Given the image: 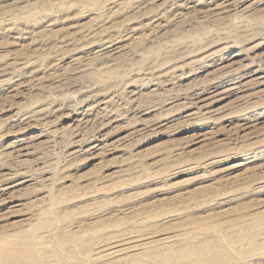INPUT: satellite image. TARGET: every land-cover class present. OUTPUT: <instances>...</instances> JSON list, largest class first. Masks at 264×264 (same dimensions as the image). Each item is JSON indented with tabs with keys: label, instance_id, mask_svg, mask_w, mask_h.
Wrapping results in <instances>:
<instances>
[{
	"label": "rangeland",
	"instance_id": "374dc122",
	"mask_svg": "<svg viewBox=\"0 0 264 264\" xmlns=\"http://www.w3.org/2000/svg\"><path fill=\"white\" fill-rule=\"evenodd\" d=\"M224 1L0 0V176L20 169L37 177L20 209L0 212V239L8 248L18 236H32L33 251L45 260L24 264H96L120 248L124 253L110 258L123 263L111 264H133L129 255L142 238L165 234L176 235L177 249L210 244L218 264H264V92L257 94L264 87L218 103L215 124L212 116L188 123L182 114L157 123L181 113L195 89L259 68L264 0H231L229 8ZM110 41L117 43V52L105 54L111 60L102 54ZM230 57L245 66L221 76ZM100 101L107 105L97 112L112 114L115 127L102 128L99 119L75 131L67 115ZM19 114L20 124L8 125ZM143 118L160 120L135 133ZM99 128L114 143L124 140L95 157L70 154L76 135L90 139ZM19 130L26 141L38 136L31 156L5 155ZM198 131L207 139L197 144ZM114 239L122 246H107Z\"/></svg>",
	"mask_w": 264,
	"mask_h": 264
},
{
	"label": "bare ground",
	"instance_id": "6f19581e",
	"mask_svg": "<svg viewBox=\"0 0 264 264\" xmlns=\"http://www.w3.org/2000/svg\"><path fill=\"white\" fill-rule=\"evenodd\" d=\"M202 1V0H201ZM204 1V0H203ZM234 1V0H233ZM231 0H225L224 2H223V4H226V7H228L231 3ZM241 2V1H240ZM199 3H200V1H199ZM198 3V4H199ZM204 3V2H203ZM179 5V4H178ZM184 5V4H183ZM222 5V4H221ZM232 5V4H231ZM230 5V6H231ZM224 6V5H223ZM236 6V5H235ZM175 7V6H174ZM180 7H182V6H180ZM215 8V7H214ZM223 8V7H222ZM225 8V7H224ZM229 8V7H228ZM227 8V9H228ZM212 10V9H211ZM224 10V9H223ZM222 11V10H221ZM226 11V10H225ZM224 12V11H223ZM228 12V11H227ZM151 14V13H150ZM219 14H222V13H220L219 12ZM183 16V15H182ZM214 16V15H213ZM179 17V16H178ZM175 18V17H174ZM176 19V18H175ZM166 23V22H165ZM146 26V25H145ZM155 28V27H154ZM134 31H135V29H134ZM131 32V31H130ZM133 32V31H132ZM156 33V32H155ZM115 39H118V38H115ZM104 40V39H103ZM105 40H107V39H105ZM111 40V39H110ZM114 40V39H113ZM120 40V39H119ZM119 40H117V41H119ZM122 40V39H121ZM96 41V40H95ZM101 41V40H100ZM109 40H107L106 42H108ZM112 41V40H111ZM110 41V43H109V46H105V49H102V51L104 52V53H102L103 54V56L105 55V54H107V53H109V54H107V56L108 55H110V53H114V51L117 49L116 48V45H117V43H113V42H111ZM116 41V42H117ZM102 42H105V41H102ZM105 42V43H106ZM90 44V43H89ZM101 45H102V43H101ZM107 45V44H106ZM237 46V45H236ZM260 46V45H259ZM118 47V46H117ZM226 47V46H225ZM225 49V48H224ZM120 50V49H119ZM118 50V51H119ZM98 52V51H97ZM115 52H117V51H115ZM120 52V51H119ZM113 55V54H112ZM121 55V54H120ZM98 56H100V54L98 55ZM103 56H102V58H103ZM106 56V55H105ZM107 56H106V58H107ZM115 56V55H114ZM114 56H113V58H114ZM93 57V56H92ZM109 57H111V55L109 56ZM204 57V56H203ZM248 57V56H247ZM261 58V64L259 63V68L256 70V71H253L252 73L251 72H249V73H247V74H244L243 72H240V73H237V74H235L237 71H239L242 67H244L245 65H241L240 63H237L238 61L236 60V59H234V58H236V57H230V59L228 60L229 61V63L227 64V65H223L222 67H221V69L220 70H222L223 71V73L221 74V76H223L224 74H226V75H230L231 73H233V74H235V77H233V81L230 79V80H227L228 78H231L232 76H225V77H223V78H225L224 80H220V81H218V82H216V83H213L214 81H216V80H214L213 82H212V84H208V86L205 84V86L206 87H203L202 89L200 88V89H193L194 91L191 93V102L190 103H184L183 104V111H181V113H176V114H172L171 112V115L169 114V115H166V117H162V118H160V119H162V120H160L159 118L158 119H155V122L154 123H156V120L157 121H159V122H157V123H163L164 121H166V120H169V121H174L175 119H176V117L179 115V114H182V116H183V119L185 120L186 119V121L188 122V123H190V122H194L195 120H197L195 123L196 124H199L200 123V121H202V122H206V121H209V119L210 120H212L213 119V123L215 124V122H216V120H218L219 118H216L217 117V114H216V112H217V109H214L215 108V106L218 104V103H220V102H223L224 100H226V99H228V98H230L231 96H237V95H239V94H242V93H248V97H249V94L251 95L252 94V92L251 91H253V90H258V89H260V87H264V54H262L261 56H260ZM112 58V59H113ZM75 59V58H74ZM80 59V58H79ZM107 59H109V58H107ZM205 59V58H204ZM255 59V58H254ZM109 60H111V59H109ZM114 60V59H113ZM118 60V59H117ZM116 60V61H117ZM195 60V59H194ZM203 60V59H202ZM83 61V60H82ZM206 61L207 62H211V60H209V58H206ZM205 61V62H206ZM77 62V61H76ZM75 62V63H76ZM80 62V61H79ZM101 62V61H100ZM111 62V61H110ZM192 62V61H191ZM196 62V61H195ZM198 62V61H197ZM260 62V61H259ZM78 63V62H77ZM83 63V62H82ZM201 63V62H200ZM202 63H203V61H202ZM201 63V64H202ZM258 63V62H257ZM79 64V63H78ZM190 64V63H189ZM217 64V62L216 61H213V62H211L210 63V65H216ZM253 64V63H252ZM24 65V64H23ZM80 65V64H79ZM186 66V65H185ZM217 66V65H216ZM249 67V66H248ZM3 68V67H2ZM180 68V67H179ZM188 68V67H187ZM246 68V67H245ZM254 69V68H253ZM20 70V69H19ZM174 70V69H173ZM219 70V69H218ZM247 70V69H246ZM180 71V70H179ZM221 71V72H222ZM5 72V71H4ZM169 72V71H168ZM163 73V72H162ZM228 73H230V74H228ZM165 74V75H164ZM170 74V73H169ZM215 74V73H214ZM232 74V75H233ZM244 74V75H243ZM249 74V75H248ZM4 75V74H3ZM158 75V74H157ZM167 73H163V76L162 77H167ZM179 75V74H178ZM182 75V74H181ZM169 76H171V75H169ZM168 76V77H169ZM188 76V75H187ZM218 76V75H217ZM177 77V76H176ZM179 78L181 79V76H179ZM218 78H219V76H218ZM221 78V77H220ZM219 78V79H220ZM227 78V79H226ZM235 78V79H234ZM36 79V78H35ZM146 79V78H145ZM166 79V78H165ZM217 79V78H216ZM178 80V79H177ZM209 80H210V78H209ZM213 80V79H212ZM148 81V80H147ZM146 81V82H147ZM159 81V80H158ZM156 82V81H155ZM168 82V81H167ZM202 82V81H201ZM230 82V84H228ZM171 83V82H170ZM173 83V82H172ZM20 84V83H19ZM155 84V83H154ZM159 84V83H158ZM200 84V83H199ZM198 84V85H199ZM145 86V85H144ZM162 86V85H161ZM173 86H175V85H173ZM197 86V85H196ZM202 86V85H201ZM180 87V86H179ZM198 87V86H197ZM196 87V88H197ZM178 88V87H177ZM195 88V87H194ZM168 89V88H167ZM163 90V89H162ZM170 90V89H169ZM172 90V89H171ZM88 91V90H87ZM155 91V90H154ZM166 91V90H165ZM174 91V90H173ZM21 92V91H20ZM134 92V91H133ZM139 92H141V91H139ZM251 92V93H250ZM259 92H264V89L263 90H258V93L257 94H259ZM135 93V92H134ZM161 93V92H160ZM160 93H158V94H160ZM184 93H185V91H184ZM254 93V92H253ZM20 94V93H19ZM82 94V93H81ZM138 94V93H137ZM181 94V93H180ZM257 94H255L254 93V95H257ZM94 95H96V94H94ZM135 95H136V93H135ZM140 95V94H139ZM138 95V96H139ZM145 95V94H144ZM173 95V94H172ZM186 95V94H185ZM243 95V94H242ZM253 95V96H254ZM88 96V95H87ZM86 96V97H87ZM90 96V95H89ZM97 96H99V95H97ZM96 96V97H97ZM101 96V95H100ZM103 96H104V94H103ZM113 96V95H112ZM134 96V95H133ZM156 96H157V94H156ZM160 96V95H159ZM90 97H94V96H90ZM130 97V96H129ZM176 97V96H175ZM243 97H244V95H243ZM252 97V96H251ZM103 98H105V97H103ZM158 98H160V97H158ZM240 98H242V97H240ZM84 99V98H83ZM92 99V101L95 99V98H91ZM125 99V98H124ZM129 99V98H128ZM165 99V98H164ZM169 99V98H168ZM85 100V99H84ZM106 100V99H105ZM123 100V99H122ZM134 100V99H133ZM137 100H138V97H137ZM188 100V99H187ZM256 100V99H255ZM86 102L88 101V100H85ZM117 101V100H116ZM135 101H136V99H135ZM259 101V100H258ZM82 102H84V101H82ZM82 102H81V104H82ZM97 102V101H96ZM118 102V101H117ZM134 101H132V103H133ZM140 102V101H139ZM164 102V101H163ZM51 103V102H50ZM161 103V102H160ZM183 103V102H182ZM58 104V103H57ZM95 104V103H94ZM139 104V103H138ZM157 104H159V103H157ZM165 104V103H164ZM54 105V104H53ZM100 105H107V103L106 102H103V101H100V102H98L96 105H91V104H89V105H86L85 104V106L84 107H81L80 109H78V110H76V109H74L73 111H72V109H71V111H72V114H70V115H67L68 117H70V125H71V127L72 128H74L75 129V131H80V129H81V127L82 128H84L83 126H90L89 124L90 123H92V125L94 124H96L97 123V121L100 119L102 122H103V124H101L102 125V128H104V127H107V126H109V125H111V124H114L113 126L115 127V124L118 122L113 116H110V115H112V114H108V113H104V115H101L100 114V112H97V109H98V107L100 106ZM119 105V104H118ZM126 105V104H125ZM140 105H141V103H140ZM176 105V104H175ZM73 106V105H72ZM128 106V105H127ZM157 106V105H156ZM177 106V105H176ZM54 107V106H53ZM106 107V106H105ZM104 107V108H105ZM161 107V106H160ZM74 108H75V106H74ZM154 108V107H153ZM172 108V107H171ZM179 108V107H178ZM44 109V108H43ZM48 109V108H47ZM62 109V108H61ZM101 109H103V107L101 108ZM128 109V108H127ZM147 109V108H146ZM150 109H151V107H150ZM161 109V108H160ZM170 109V108H169ZM168 109V110H169ZM50 110V109H49ZM57 110V109H56ZM56 110L54 111V113L56 112ZM59 110H60V108H59ZM126 110V109H125ZM139 110V109H138ZM143 110V109H142ZM142 110H140V111H142ZM2 111V110H1ZM106 111V110H105ZM108 111V110H107ZM140 111H138V112H140ZM147 111V110H146ZM164 111V110H163ZM170 111V110H169ZM43 112H45V110L43 111ZM46 112H48L47 110H46ZM51 112H52V109H51ZM50 112V113H51ZM113 112V111H112ZM143 112H145V111H143ZM33 113V112H32ZM35 114H36V112H34ZM42 113V112H41ZM70 113V112H69ZM149 113H150V111H149ZM42 114H44V113H42ZM49 114V113H48ZM47 114V115H48ZM147 114L148 113H146V114H144V115H146L147 116ZM152 114V113H151ZM29 115H31V114H29ZM37 115V114H36ZM35 115V116H36ZM41 115V114H40ZM45 115V114H44ZM142 115V114H141ZM20 117V114L19 115H17V119L16 120H14V118H12V119H9L10 121H9V124L8 125H11V127H16L18 124L17 123H19L20 124V121H21V119L19 118ZM38 116V115H37ZM42 116V115H41ZM125 116V115H124ZM150 116V115H149ZM160 116V115H159ZM207 116V117H206ZM209 116H212V119H211V117H209ZM15 117V116H14ZM22 117V116H21ZM39 117V116H38ZM44 117V116H43ZM49 117V116H48ZM120 117H121V115H120ZM138 117H139V115H138ZM200 117H203V119H200ZM256 117V116H255ZM119 118V117H118ZM125 118V117H124ZM27 119V118H26ZM41 119H43V118H41ZM40 119V120H41ZM138 119L139 118H137V121H138ZM148 119H149V117H148ZM147 119V120H148ZM178 119V118H177ZM22 120H24L23 118H22ZM39 120V119H38ZM121 120V119H120ZM141 120H142V122H141ZM143 120H144V118L143 119H140V121L138 122V125H136L135 123L137 122V121H135V125H133V126H135L136 128H137V131L135 132V133H141L143 130L145 131V129H147V128H149V125H150V123L149 122H151V120L149 121V122H146L145 120V123H143ZM107 121V123L106 124H104V122H106ZM154 121V120H153ZM215 121V122H214ZM26 122H27V120H26ZM101 122V123H102ZM134 122V121H133ZM185 122V121H184ZM183 122V123H184ZM228 122V124L227 125H230L232 122H231V120L230 121H226V123ZM22 123V122H21ZM120 123V122H119ZM130 123V122H129ZM153 123V122H152ZM152 123H151V125H152ZM153 123V124H154ZM230 123V124H229ZM17 124V125H16ZM24 124H25V121H24ZM164 124V123H163ZM241 124V125H240ZM240 126H239V129H241V130H245V129H248V127L250 126V124H249V122H248V119H242L241 120V122H240ZM16 125V126H15ZM27 125V124H26ZM31 124H29V126H30ZM70 125H69V127H70ZM100 125V126H101ZM150 125V126H151ZM155 125V124H154ZM43 126V125H42ZM45 126V125H44ZM160 126H161V124H160ZM165 126V125H164ZM202 126H206L204 123H203V125ZM235 126V125H234ZM112 127V126H111ZM134 127V128H135ZM233 127V126H232ZM231 127V128H232ZM23 128H25V127H23ZM30 128V127H29ZM38 128V127H37ZM71 128V129H72ZM101 128V127H100ZM99 128V129H100ZM133 128V129H134ZM160 128V127H159ZM235 128V127H234ZM70 129V130H71ZM73 129V130H74ZM120 129V128H119ZM194 129H195V127H194ZM238 129V128H237ZM238 129V130H239ZM72 130V131H73ZM87 130V129H86ZM121 130V129H120ZM201 130V129H200ZM20 131V130H19ZM74 131V132H75ZM85 131V130H84ZM110 131V130H109ZM133 131H135V130H133ZM88 132V131H87ZM21 133V131L20 132H18V133H16L15 135L17 136L15 139H14V141L12 142V144L10 145V144H8L9 146H8V148L11 150V152H9V154H8V152H7V154H5V155H7V156H10L11 154L12 155H16V156H19V157H24V156H28L29 154H30V144L32 145V141H34V138H37L38 136H36V137H34L33 139H31V141H30V139H29V141H26V139H24V138H22L19 134ZM80 133V132H79ZM79 133H77V134H79ZM82 133V132H81ZM96 134V135H95ZM94 135L95 136H93V138L91 137L90 139H88V137H84V138H81V134H80V136L79 135H76V141H75V145H72V146H75L77 149L76 150H74V152H72V153H70L71 155H73V156H80V155H91V156H98V154L100 153V152H104V151H111V149L114 147V144H116V143H118V142H121V141H123L124 139H119V140H117V141H115L116 143H114V142H112L110 139H108V135L107 134H103L102 133V130L100 129V130H98V133H95ZM197 135H196V143L198 144V143H203L204 141H206V139H207V133L205 132V133H203L202 131H198L197 133H196ZM19 135V136H18ZM41 136V135H40ZM85 136V135H84ZM134 136V135H133ZM137 136V135H136ZM75 138V137H74ZM38 141V140H37ZM34 143H35V141H34ZM36 144V143H35ZM71 144H73V143H71ZM32 146H34V145H32ZM6 148V147H5ZM32 148V147H31ZM114 150H115V148H113ZM102 152V153H103ZM110 153V152H109ZM4 154V153H3ZM3 154H1L2 156H3ZM31 154H32V152H31ZM4 155V156H5ZM100 155V154H99ZM102 155V154H101ZM2 156H0V159H1V157ZM29 156H31V155H29ZM11 157V156H10ZM18 157V158H19ZM4 158V157H3ZM15 158V157H14ZM14 158H12V159H14ZM7 161H9V159L7 158ZM12 162V161H11ZM19 163V162H18ZM15 164V163H14ZM25 163L23 162V165H24ZM20 164H18V166H19ZM10 166V165H9ZM15 166H17V165H15ZM25 166V165H24ZM23 166V168H25L26 169V167H24ZM14 167V166H13ZM12 167V168H13ZM11 168V169H12ZM15 168V167H14ZM10 169V170H11ZM28 169V168H27ZM9 170V169H8ZM9 170V171H10ZM13 170V169H12ZM27 171H29V170H27ZM27 171H25V172H23V171H21L20 169H16L14 172H12L11 174H9L8 172H7V174L5 173V174H3V175H1L0 176V212L3 210V209H10V211H12V213H13V211H15V209H17L20 205H19V203H20V198L22 197L21 195L23 194V193H25V191H27L28 190V188L29 187H31V185L33 184L32 182L34 181V182H36L35 181V178H37V177H35L34 178V174H36L34 171V173L33 172H30V173H32V174H30V173H28ZM2 173V172H1ZM36 176V175H35ZM39 181V180H38ZM31 183V184H30ZM37 183V182H36ZM24 196V195H23ZM23 198V197H22ZM9 204H13L14 206H12V207H10V208H8V205ZM18 204V205H17ZM23 206V205H22ZM21 206V207H22ZM18 209H20V208H18ZM17 209V210H18ZM16 212H18V211H16ZM15 212V213H16ZM224 212V211H223ZM11 213V212H10ZM22 233V232H21ZM17 235V234H16ZM15 235V236H16ZM19 235V234H18ZM255 232H252L250 235H249V239L250 240H252V239H255ZM163 237L162 238H160V239H154V240H150L149 241V239H151V238H153V237H146V238H142V242L143 243H139V244H137V245H135L136 247H134V248H136V252L134 253H131V255H129L130 257H132L131 258V261H132V263L133 264H140V263H142L143 262V264H218L215 260H214V249L212 248V246L210 245V244H207V243H205L201 248H196V247H194V246H188L186 249H177L176 248V245H177V241H176V239H177V237H176V235L174 236H170V234H165V235H162ZM17 237V236H16ZM135 237V236H134ZM158 237V236H157ZM30 238H32V236L31 235H25V234H23V235H21V236H18L14 241H12L13 243L10 245V246H16V247H18V249H12L10 246L7 248V246H8V242L6 243V239H0V264L1 263H5V264H7V263H12V264H24L23 263V259L24 258H26V261H28L29 262V260L28 259H37L36 260V263H39V262H41V260L42 261H44L45 260V257L44 256H39V255H36V253H35V251H33L34 249L33 248H35V246L34 247H32V245H33V241H32V239L31 240H29ZM42 238H44V237H42ZM130 238V237H129ZM132 238V237H131ZM130 238V239H131ZM138 238V237H137ZM179 238V237H178ZM39 239V238H38ZM126 240H124L123 241V243L125 242V241H130V244H131V242L133 241H131L130 239H127V238H125ZM73 240V242H76L75 240H78V239H71V241ZM114 240H116V241H114V242H111L112 244H109L108 242H107V246H113L112 248H116V247H118L119 248V246H122L120 243H119V241H117V239H114ZM119 240H120V238H119ZM122 240H123V238H122ZM122 240H120V241H122ZM138 241L139 239H135V241ZM141 240V239H140ZM146 240H148V241H146ZM178 240V239H177ZM34 241H37V239L35 238L34 239ZM79 241V240H78ZM179 241V240H178ZM10 242V241H9ZM134 242V241H133ZM37 244H36V246L38 245V241L36 242ZM84 243V242H83ZM82 243V244H83ZM82 244H80L79 243V245L76 247V248H74V250L73 251H71V255H73L74 256V260L76 261V259H77V249L79 248V247H81L82 246ZM115 244H118V245H116V246H114ZM129 244V245H130ZM124 245V244H123ZM126 245V244H125ZM12 246V247H13ZM133 246V245H132ZM101 248V247H100ZM105 248V247H104ZM112 248H108V249H112ZM130 248H131V246H130ZM123 249V248H122ZM122 249L120 248V249H117V251L116 250H113L114 252L113 253H109V258H110V254L111 255H115V254H117V256L119 257V255H120V251H118V250H121L122 251ZM125 249H127L128 250V246H127V248H125ZM100 250V249H99ZM102 250H103V247H102ZM134 249L132 248V250H130V251H133ZM85 251V250H84ZM98 251V250H97ZM100 252V251H99ZM103 252L104 251H102V254H103ZM108 252V251H107ZM110 252V251H109ZM123 253H124V249H123V251H122ZM237 252H239V251H237ZM104 253H106V252H104ZM129 254V253H128ZM224 254H226V255H230V252L229 251H226V252H224ZM99 255V254H98ZM104 255V254H103ZM100 256H102V255H100ZM128 256V257H129ZM97 257V256H96ZM99 257V256H98ZM96 258V264H111V263H117V262H119L120 261V263H123V260L122 259H118V260H116V259H113L114 257L112 256V259L110 258H106V257H99V258ZM117 257V258H118ZM76 258V259H75ZM63 260V259H62ZM92 261V260H91ZM68 262V261H67ZM219 262H222V261H219ZM223 262H225V261H223ZM69 263V262H68ZM71 263V262H70ZM76 263V262H75ZM79 263H80V261H79ZM226 263V262H225ZM80 264H82V261H81V263Z\"/></svg>",
	"mask_w": 264,
	"mask_h": 264
}]
</instances>
